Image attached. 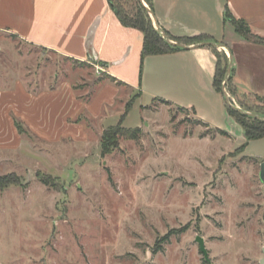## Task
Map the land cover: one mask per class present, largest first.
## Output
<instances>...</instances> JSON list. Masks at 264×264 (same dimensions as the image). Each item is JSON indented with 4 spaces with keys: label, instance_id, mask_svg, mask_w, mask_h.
Listing matches in <instances>:
<instances>
[{
    "label": "rangeland",
    "instance_id": "1",
    "mask_svg": "<svg viewBox=\"0 0 264 264\" xmlns=\"http://www.w3.org/2000/svg\"><path fill=\"white\" fill-rule=\"evenodd\" d=\"M112 2L131 13L137 0ZM225 56L228 102L264 119L263 99L235 94ZM94 65L0 33V93L16 81L27 91L65 87L83 106L68 120L80 132L50 142L8 112L15 132L0 131V178L15 175L18 184L0 188V264H259L264 138L246 140L222 92L209 97L198 86L172 103H191L196 117L141 98L122 118V100L135 93ZM118 125L139 128L140 140H120L102 156L103 131ZM15 134L20 146L11 149Z\"/></svg>",
    "mask_w": 264,
    "mask_h": 264
},
{
    "label": "crops",
    "instance_id": "2",
    "mask_svg": "<svg viewBox=\"0 0 264 264\" xmlns=\"http://www.w3.org/2000/svg\"><path fill=\"white\" fill-rule=\"evenodd\" d=\"M151 4L164 33L173 38L206 36L210 39L206 43L211 45L182 46L180 51L146 57L141 62L143 34L123 27L108 0H0V33L43 53L94 62L104 76L120 85L106 79L109 83L135 93L122 100V115L130 100L150 98L188 110L196 117L191 103L186 108L172 103L175 94L195 92L197 86L209 97L210 93L218 97L212 87L216 64L213 49L228 56L235 94L264 100V42L235 36L224 21L228 14L244 24L251 36L264 41V0H152ZM29 91L16 81L14 88L0 93L1 132H15L8 117L10 110L45 142L80 132L70 127L68 120L83 106L65 87ZM14 136L16 142L7 146L11 149L20 146L19 137Z\"/></svg>",
    "mask_w": 264,
    "mask_h": 264
},
{
    "label": "trees",
    "instance_id": "3",
    "mask_svg": "<svg viewBox=\"0 0 264 264\" xmlns=\"http://www.w3.org/2000/svg\"><path fill=\"white\" fill-rule=\"evenodd\" d=\"M152 0H144L147 4L149 10L153 12L152 9ZM109 7L116 19L119 23L125 28H131L138 30L143 34V44L141 50L140 60L141 62L150 56H158L168 54L174 51H180L181 48L176 46L169 45L166 40L173 41L182 46L196 45L202 44L206 42H210V39L206 36H198L192 38H173L167 33H164L162 30H156L152 20L147 14L146 10L139 4L138 0L136 3L135 10L131 13L125 12L122 7L116 5L112 2V0H108ZM224 21L228 22L234 29V31L240 35L241 38L246 41H250L253 43H262L264 41L251 36L248 30H244L245 26L241 22L235 21L228 14L224 15ZM244 27V28H243ZM162 33V34H161ZM162 36L164 38H162ZM216 64H215V72L212 81V87L217 92H222L220 85L225 80V71H226V61L227 58L223 52H217L213 49ZM104 79H108L110 82L116 83L120 85L114 78L105 76ZM230 78L225 83V87H229ZM234 94L233 92H231ZM132 100H130L125 107L124 114L122 118L127 115L130 104ZM163 104L168 105L166 102H161ZM228 114L234 119V121L241 127L243 131V135L246 140H257L264 138V119H259L255 117H250L245 113H242L238 110L232 109L228 107ZM199 123V121H197ZM141 130L139 128L134 130L124 129L118 125L117 127L108 128L103 131L100 138V153L102 156L110 155L118 148V143L120 140L126 141H134L138 142L140 140ZM39 178V176H37ZM44 184H48L49 182L41 179ZM18 179L15 175H9L0 178V188L7 187L9 185H17Z\"/></svg>",
    "mask_w": 264,
    "mask_h": 264
},
{
    "label": "water",
    "instance_id": "4",
    "mask_svg": "<svg viewBox=\"0 0 264 264\" xmlns=\"http://www.w3.org/2000/svg\"><path fill=\"white\" fill-rule=\"evenodd\" d=\"M138 2H139V4H140V5L146 10L147 14L149 15V17H150L151 20H152V23H153L155 29H156V30H160V28H159V26H158V24H157V22H156V20H155V18H154L153 12H151L148 8H146V6L144 5V3H143L142 0H138ZM161 34H162V33H161ZM162 38H164V37L162 36ZM166 42H167L169 45H171V46H176V47H179V48H184V47L180 46L179 44L174 43V42H171V41H169V40H166ZM202 45H211V44L206 43V44H202ZM218 47H221V46H218ZM228 55H229V53H228ZM227 73H228V74L230 73V67L228 68ZM228 78H229V77L226 78V81L228 80ZM226 81L223 83L222 94H223L224 98L226 99V102H227L230 106H232V105L228 102V96H227L226 91H225V83H226ZM232 109L237 110V109L234 108L233 106H232ZM238 111H239V110H238ZM245 114H246V115H250V114H248V113H245ZM255 118H256V117H255ZM259 179H260L261 183L264 185V163L261 164V166H260ZM195 241H196V243L198 244L199 251H200V253L202 254V256H203L205 262H208V257H207L208 255H207V252H206V250H205V248H204V242H203L202 238H200V237H196ZM259 264H264V249H262V259L259 261Z\"/></svg>",
    "mask_w": 264,
    "mask_h": 264
},
{
    "label": "built area",
    "instance_id": "5",
    "mask_svg": "<svg viewBox=\"0 0 264 264\" xmlns=\"http://www.w3.org/2000/svg\"><path fill=\"white\" fill-rule=\"evenodd\" d=\"M94 66H95V70H96V72L102 71V70L100 69V67H98L97 65H94Z\"/></svg>",
    "mask_w": 264,
    "mask_h": 264
}]
</instances>
